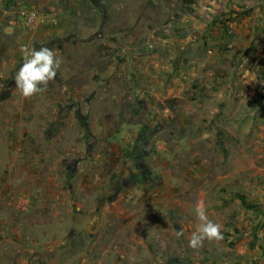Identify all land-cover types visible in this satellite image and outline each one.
<instances>
[{
	"label": "rangeland",
	"instance_id": "obj_1",
	"mask_svg": "<svg viewBox=\"0 0 264 264\" xmlns=\"http://www.w3.org/2000/svg\"><path fill=\"white\" fill-rule=\"evenodd\" d=\"M3 7L45 20L0 16V264H264V0ZM21 45L61 61L31 98Z\"/></svg>",
	"mask_w": 264,
	"mask_h": 264
},
{
	"label": "clouds",
	"instance_id": "obj_2",
	"mask_svg": "<svg viewBox=\"0 0 264 264\" xmlns=\"http://www.w3.org/2000/svg\"><path fill=\"white\" fill-rule=\"evenodd\" d=\"M20 52L23 55V62L14 76V81L21 95L24 98H31L45 91L48 83L55 79L61 61L47 46L37 49L21 45ZM195 214L199 223L188 240L189 247L196 249L201 247L205 240L223 239L222 226L209 219L202 200L196 202ZM177 235L182 236L183 232L180 231Z\"/></svg>",
	"mask_w": 264,
	"mask_h": 264
},
{
	"label": "built area",
	"instance_id": "obj_3",
	"mask_svg": "<svg viewBox=\"0 0 264 264\" xmlns=\"http://www.w3.org/2000/svg\"><path fill=\"white\" fill-rule=\"evenodd\" d=\"M4 0H0V16L13 14L10 23L17 24V19L30 32L38 29L39 25L44 22V17L36 9H18L15 12H8L4 7Z\"/></svg>",
	"mask_w": 264,
	"mask_h": 264
}]
</instances>
